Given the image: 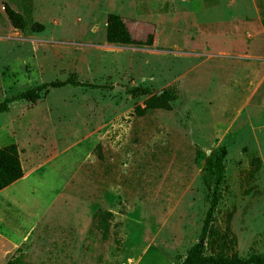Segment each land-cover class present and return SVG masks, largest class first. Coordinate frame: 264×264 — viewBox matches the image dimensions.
<instances>
[{
    "label": "rangeland",
    "instance_id": "obj_1",
    "mask_svg": "<svg viewBox=\"0 0 264 264\" xmlns=\"http://www.w3.org/2000/svg\"><path fill=\"white\" fill-rule=\"evenodd\" d=\"M4 3L44 29L14 28ZM110 12L152 44L107 42ZM70 76L105 87L48 88L0 112V147L15 143L25 169L54 157L27 177L41 221L16 249L0 240V264H179L209 204L208 159L222 151L214 225L230 251L264 253V0H0V102ZM133 85L177 98L137 116L145 96ZM98 208L114 215L106 240L89 233Z\"/></svg>",
    "mask_w": 264,
    "mask_h": 264
},
{
    "label": "trees",
    "instance_id": "obj_2",
    "mask_svg": "<svg viewBox=\"0 0 264 264\" xmlns=\"http://www.w3.org/2000/svg\"><path fill=\"white\" fill-rule=\"evenodd\" d=\"M4 12L11 25L21 31L32 32L42 31L44 25L40 22L32 21L30 9L24 8L18 11L8 3L3 5ZM105 38L113 44L149 46L153 42L154 35L148 33L145 39H135L123 20L115 12H110L106 16ZM66 85L98 88L105 85H98L91 82L80 81L75 77L53 80L37 84L31 88L21 91L15 96L5 98L0 102V112L7 110L8 104L16 99H27L35 101L39 93L48 88H58ZM109 87V86H106ZM111 87V86H110ZM131 95L145 96L142 105L134 107L137 116H144L156 109H170V102L177 98V93L172 87H165L159 92H152L147 86L133 85L127 88ZM102 143L98 142L93 148V154L99 161H104V156L100 152ZM97 150L99 152H97ZM209 173L212 178V188L209 192V204L206 209L199 238L186 250L179 264H264V253L252 252L247 256H240L234 251H230V244L234 239L226 231H221L214 225L217 204L221 198V184L225 178L224 152L208 159ZM79 172V170H78ZM77 172V173H78ZM24 174L20 152L15 143H10L0 147V189H3L21 178ZM114 215L110 210L98 208L92 216L89 233L96 232L101 240L109 237L111 221ZM21 262L19 258H13L6 264Z\"/></svg>",
    "mask_w": 264,
    "mask_h": 264
},
{
    "label": "crops",
    "instance_id": "obj_3",
    "mask_svg": "<svg viewBox=\"0 0 264 264\" xmlns=\"http://www.w3.org/2000/svg\"><path fill=\"white\" fill-rule=\"evenodd\" d=\"M19 152L21 159L20 149ZM53 159L54 157L47 158L41 163L26 169L21 159L24 169L23 176L7 187L0 189V193L7 191L11 195L7 199L0 198V240L5 242L3 247L9 246L11 249L18 248L24 241L29 239L33 230L41 221L44 215V212L40 211L41 194L39 192L35 194L34 190H32L33 188L28 187L27 177L30 174L36 173L43 164L49 163ZM78 168L79 165L76 163L75 168L69 172L66 183ZM60 194L61 191L55 193L54 199ZM17 213H20V217L18 218Z\"/></svg>",
    "mask_w": 264,
    "mask_h": 264
},
{
    "label": "water",
    "instance_id": "obj_4",
    "mask_svg": "<svg viewBox=\"0 0 264 264\" xmlns=\"http://www.w3.org/2000/svg\"><path fill=\"white\" fill-rule=\"evenodd\" d=\"M116 88H118V89H122L123 86L116 85Z\"/></svg>",
    "mask_w": 264,
    "mask_h": 264
}]
</instances>
